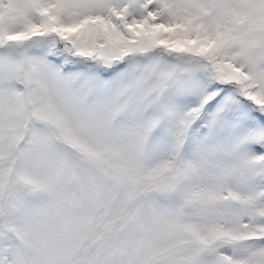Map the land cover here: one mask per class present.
Wrapping results in <instances>:
<instances>
[{
	"label": "snow or ice",
	"instance_id": "6c2138e0",
	"mask_svg": "<svg viewBox=\"0 0 264 264\" xmlns=\"http://www.w3.org/2000/svg\"><path fill=\"white\" fill-rule=\"evenodd\" d=\"M0 264H264V0H0Z\"/></svg>",
	"mask_w": 264,
	"mask_h": 264
}]
</instances>
